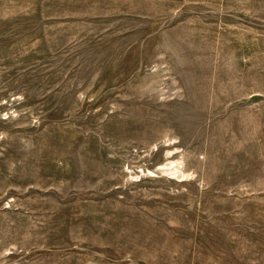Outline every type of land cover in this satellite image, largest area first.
I'll list each match as a JSON object with an SVG mask.
<instances>
[{"label": "rangeland", "instance_id": "obj_1", "mask_svg": "<svg viewBox=\"0 0 264 264\" xmlns=\"http://www.w3.org/2000/svg\"><path fill=\"white\" fill-rule=\"evenodd\" d=\"M0 264H264V0H0Z\"/></svg>", "mask_w": 264, "mask_h": 264}]
</instances>
